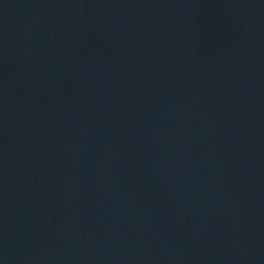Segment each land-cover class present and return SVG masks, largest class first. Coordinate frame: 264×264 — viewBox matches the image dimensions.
Instances as JSON below:
<instances>
[{"label":"water","instance_id":"95a60500","mask_svg":"<svg viewBox=\"0 0 264 264\" xmlns=\"http://www.w3.org/2000/svg\"><path fill=\"white\" fill-rule=\"evenodd\" d=\"M0 264H264V0H0Z\"/></svg>","mask_w":264,"mask_h":264}]
</instances>
